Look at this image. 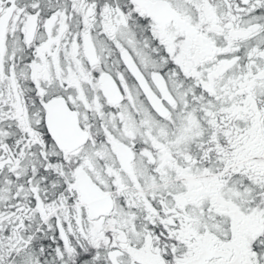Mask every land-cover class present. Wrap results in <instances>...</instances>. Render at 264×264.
Segmentation results:
<instances>
[{
  "label": "snow or ice",
  "instance_id": "snow-or-ice-1",
  "mask_svg": "<svg viewBox=\"0 0 264 264\" xmlns=\"http://www.w3.org/2000/svg\"><path fill=\"white\" fill-rule=\"evenodd\" d=\"M0 264H264V0H0Z\"/></svg>",
  "mask_w": 264,
  "mask_h": 264
}]
</instances>
